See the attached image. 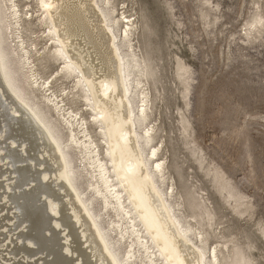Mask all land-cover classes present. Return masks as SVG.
<instances>
[{"label":"rangeland","instance_id":"374dc122","mask_svg":"<svg viewBox=\"0 0 264 264\" xmlns=\"http://www.w3.org/2000/svg\"><path fill=\"white\" fill-rule=\"evenodd\" d=\"M97 3L131 73L134 116L146 107L136 127L151 133L140 141L149 167L162 164L156 181L172 215L204 264H264V0ZM45 13L40 0H0L8 71L57 136L120 264H168L125 193L122 206L99 175L94 155L117 184L103 123Z\"/></svg>","mask_w":264,"mask_h":264},{"label":"bare ground","instance_id":"6f19581e","mask_svg":"<svg viewBox=\"0 0 264 264\" xmlns=\"http://www.w3.org/2000/svg\"><path fill=\"white\" fill-rule=\"evenodd\" d=\"M40 1L59 44L56 52L66 70L80 74L77 85L84 83L103 123L118 181L109 184L108 170L94 155L101 179L122 206L125 193L168 264H204L206 251L192 242L157 185L156 177L164 176L161 162L151 168L144 156L140 140L149 145L151 133L141 135L136 124L145 122L146 107L134 116L131 73L108 14L97 0ZM3 57L0 45V264H120L74 184L61 143L19 93Z\"/></svg>","mask_w":264,"mask_h":264}]
</instances>
